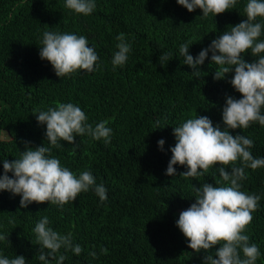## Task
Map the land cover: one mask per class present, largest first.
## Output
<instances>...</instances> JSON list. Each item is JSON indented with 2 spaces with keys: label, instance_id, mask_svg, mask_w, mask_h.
<instances>
[{
  "label": "trees",
  "instance_id": "obj_1",
  "mask_svg": "<svg viewBox=\"0 0 264 264\" xmlns=\"http://www.w3.org/2000/svg\"><path fill=\"white\" fill-rule=\"evenodd\" d=\"M95 3L86 16L68 9L66 0H0V131L10 136L0 135V176L4 159H19L29 146L45 145L77 176L90 171L108 196L101 202L93 186L62 209L50 202L22 208L21 195L0 190V235L6 237L0 240V258L23 255L26 264H44L38 259L40 245L33 229L47 216L49 227L61 235L71 234L73 244L83 249L76 255L62 247L57 259L65 255L63 264H205L209 254L218 259L215 253L221 245L195 252L177 221L196 202V187L203 183L230 186L219 175L221 165L197 178L179 175L189 170L186 165H175V176L166 175V170L177 143L174 127L207 116L223 130L227 96L240 99L242 94L230 83L234 70L214 79L219 66L212 63L211 51L204 64L197 66L196 77L194 69L183 63L179 48L187 43L189 54L197 57L212 40L247 19L248 0H237L234 8L207 17L200 8L189 12L177 0ZM256 22L264 24V18ZM45 31L86 36L99 57L95 70L57 76L53 65L40 56ZM121 33L131 51L126 64L114 68L116 37ZM262 40L264 29L257 42ZM163 53L169 54L164 65L159 62ZM241 55L247 62L258 59L251 50ZM58 103L80 107L93 127L108 121L111 143L85 134L76 136L74 143L60 141V147L51 146L47 126L34 111H47ZM261 111L264 114V108ZM229 131L252 139L253 157L264 158V126L259 122ZM160 139L165 140L163 150ZM236 166L243 165L238 161ZM245 173L241 191L261 199L244 234L260 250L256 264H264V167H245ZM8 175L14 177L11 172ZM102 248L108 250L106 254ZM92 251L97 257L90 255Z\"/></svg>",
  "mask_w": 264,
  "mask_h": 264
},
{
  "label": "clouds",
  "instance_id": "obj_2",
  "mask_svg": "<svg viewBox=\"0 0 264 264\" xmlns=\"http://www.w3.org/2000/svg\"><path fill=\"white\" fill-rule=\"evenodd\" d=\"M189 12L200 8L203 16L210 13L215 16L236 6L237 0H177ZM66 7L78 14L90 15L96 8L95 0H66ZM247 19L231 27L218 38L212 40L208 48L203 49L197 57L189 54V44L180 45L179 53L184 57L183 63L190 65L196 77L200 71L198 65H203L212 52L211 61L219 66L214 79H222L233 72L230 83L242 94L237 99L228 95L222 110L223 122L226 127L221 130L219 125L213 126L207 116H197L187 119L178 127H174L177 143L171 148L172 157L166 170V175L175 176L177 164L186 165L188 171L179 175L188 178L203 176L215 165H221L219 175L222 181L230 186H214L203 183L196 187V202L182 211L177 226L190 241L189 247L195 252L201 249L210 250L219 244L215 253L207 255L205 264H256L261 255L255 243H249V236L244 234L254 217L252 213L258 210L261 197L241 191V181L246 179L245 167L255 170L264 167V158H254L250 149L254 141L244 135H233L229 129H247L253 123L264 126V40L258 41L264 24L256 22L258 17L264 18V0H248L244 9ZM116 39L118 51L114 53L112 64L124 66L131 51V45L123 33ZM40 46L41 59L49 61L59 77L71 76L78 70L91 73L99 59L93 47L88 46V39L83 35L45 31ZM251 50L254 62H247L242 53ZM169 61V54L160 56V64ZM37 119L46 124V137L50 145L60 147V141L74 143L76 136L87 134L94 140L111 143L113 130L107 127L108 121H102L95 127L87 123L85 112L72 103H58L47 111L36 110ZM30 143V142H26ZM163 150L164 139L158 141ZM52 148L37 146L28 147L22 152L21 158L9 161L3 160L4 174L0 176V190H7L22 196L20 204L27 208L30 203L50 202L61 209L69 202H74L78 195L87 192L94 186L95 193L101 202L108 199L107 189L103 184H96V179L90 171H84L77 176L61 161L51 155ZM243 166H236L237 162ZM231 166V172L226 169ZM14 174L10 177L8 173ZM219 183V181H216ZM11 222V221H10ZM49 218L43 217L35 226L37 243L40 245L38 259L44 264H50V259L57 264H63L67 258L57 253L63 247L76 255L83 251L80 244H73L71 234L61 235L49 227ZM6 239L0 235V240ZM48 251L45 252L44 250ZM101 249L102 254L107 253ZM241 251L243 258L241 257ZM92 257L97 253L92 251ZM0 264H26L23 255L9 259L0 258Z\"/></svg>",
  "mask_w": 264,
  "mask_h": 264
},
{
  "label": "rangeland",
  "instance_id": "obj_3",
  "mask_svg": "<svg viewBox=\"0 0 264 264\" xmlns=\"http://www.w3.org/2000/svg\"><path fill=\"white\" fill-rule=\"evenodd\" d=\"M0 135L4 139H8L10 137L8 132H6V131H0Z\"/></svg>",
  "mask_w": 264,
  "mask_h": 264
}]
</instances>
